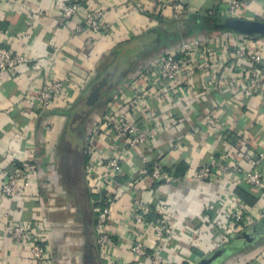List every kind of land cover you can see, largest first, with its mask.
<instances>
[{
	"label": "crops",
	"instance_id": "1",
	"mask_svg": "<svg viewBox=\"0 0 264 264\" xmlns=\"http://www.w3.org/2000/svg\"><path fill=\"white\" fill-rule=\"evenodd\" d=\"M6 1L0 0V44L27 54L32 61L0 72V191L4 180L15 174L24 161L32 164L24 169L18 196L0 201V264H35L27 253L28 245L15 244L5 229L11 223L33 227L37 222L41 223L39 233L48 252L44 264H102L92 200L113 190L110 187L98 193L94 191L86 174L89 161H84V148L90 127L94 122L99 123V116L115 103V96H133L132 79L150 90L151 99L145 101L141 112L134 109V116V103L123 108L121 114L143 130L154 131L156 136L151 146L135 150L122 162L117 182L124 191L112 203L114 215L110 222L113 253L133 262L131 242L135 239L151 243L152 229L148 225L136 227L132 217L140 199L167 203L171 224L175 230L180 229L176 231L177 240L162 244L164 253L168 251L176 256L180 264L197 261L199 255L195 251L209 253L213 243L202 215L215 203L226 183L199 181L195 174L198 169L231 154L232 161L228 162L232 167L248 171L253 166L264 175V81L257 93L245 101L233 99L226 89L210 94L208 66L216 62L213 69L221 79L226 37L243 35L224 25L233 19L264 22V0H238L239 17L224 14L233 0H174V5L182 2L178 16L171 6L173 3L166 5L167 0H80L84 10L106 9L103 32L86 38L68 35L62 19L66 0H14L12 4ZM213 17L220 19L219 28H204L202 19L210 23ZM245 36L248 40L264 42L257 35ZM197 38L209 40L205 45L211 53L207 64L188 71L169 93L153 87L152 81L149 82L152 87H147L140 73L142 64L160 52ZM128 41L142 47L139 52L146 49L144 59L109 89L92 110L93 116L84 125L85 132L76 136L75 125L70 121L73 108L86 99L104 59ZM258 69L264 72V59ZM68 72L73 75L75 86L67 89L62 105L38 111L34 97L43 80L49 76L63 77ZM113 89L118 93L112 96ZM206 115L212 117L213 125ZM105 130L103 126L99 147L102 158L114 155L104 137ZM233 135L240 139L236 147L227 139L232 136V140ZM78 149L82 152L84 185L76 170ZM156 162L177 183L155 185L145 173H150ZM96 165L103 175L104 167ZM217 178L223 179V175ZM85 188L93 211L91 220L85 212ZM241 191L242 198H238L253 212L264 202V188ZM255 197L260 199L256 201ZM69 221L72 225L66 226ZM189 229L201 235L198 246L191 242ZM258 242L264 243V239L253 244ZM245 257L238 264H245L248 260Z\"/></svg>",
	"mask_w": 264,
	"mask_h": 264
},
{
	"label": "built area",
	"instance_id": "2",
	"mask_svg": "<svg viewBox=\"0 0 264 264\" xmlns=\"http://www.w3.org/2000/svg\"><path fill=\"white\" fill-rule=\"evenodd\" d=\"M13 1L7 0L6 2L12 4ZM184 1L182 0V2ZM182 2L174 5V0H167L166 5L173 3L171 6L178 16ZM240 7L239 1L233 0L224 14L239 17L240 13H237V10ZM105 13L106 9L103 8L84 10L80 0H66L62 6V19L71 38H86L101 34L104 30ZM206 39L208 38L185 41L178 48L160 52L142 64L140 73H142V79L147 83V87H152L149 84L152 81L153 87H159L164 94L169 93L176 82L188 71L196 66L207 64L211 53L205 47L209 41ZM230 48L233 49L232 52H229ZM263 53L264 42L248 40L245 35L226 37V45L222 51L226 60L221 63L222 69H224L221 79L217 77L216 69H213L217 63L208 66L210 84L212 85L209 93L226 89L230 91L233 99L238 101L252 98L257 93L261 82L264 81V72L258 69L264 59ZM49 59L52 60L50 56ZM31 61L27 54L14 51L7 44H0V72L23 67ZM132 81L133 96L123 98L117 94L115 103L109 105L106 114L99 116V123L94 122V125L90 127V133L86 139V154L89 156V167L86 174L91 186L97 193L101 189L107 190L110 187L113 190L112 192L106 191V204L95 209L97 214L95 225L97 245L102 264H180L176 256L171 255L168 251L164 253L165 249L163 250L162 244L166 245L177 240L176 231L180 230L178 228L175 230L171 224L170 207L163 201L155 202L154 200L144 201L140 199L133 208L132 217L135 226L148 225L153 233V239L149 245L135 239L131 242L130 252L134 256L133 262H127L113 253L114 235L111 232L110 222L114 215L112 203L124 191L117 182L121 173L122 162L126 156L135 150L151 146L156 136L154 131L143 130L138 123L131 122L125 115L121 114L123 108L134 103V116L136 114L134 109L141 112L140 110L145 107V101L151 99L149 89H144L143 84L137 83L134 79ZM73 86H75V79L70 72L65 73L63 77H46L34 97L36 109L44 111L62 105L67 89ZM205 118L210 124H214L212 117L206 115ZM103 126L106 128L104 137L114 152V155L108 158H102L104 155H101L99 149L101 134L104 133ZM225 157L227 158L198 169L195 174V179L199 181H223L226 183L223 192L218 195L215 203L210 204L207 211L202 215V219L208 227L210 242L213 243L209 253L214 252L243 231L264 220V202H260L255 207L256 211L253 212L252 208L248 207L236 195V189L240 182L251 188H264V175L253 166L248 171H240L239 167H232L231 163L228 162L229 160L232 161L231 154H227ZM28 164H32V162L24 161L23 169H18L15 174L4 180L0 191V201L13 200L18 196L23 172ZM96 164L104 167L105 173L103 175L98 172L99 167ZM145 175L151 177L155 185L177 183V180L168 175L163 170L162 165L157 162L153 165L152 171L145 173ZM219 175H223V179L217 178ZM230 179H233L234 182H230ZM150 208H154L158 215L156 221H147ZM72 223L69 221L66 226H71ZM40 228L41 223L37 222L33 227L11 223L5 229V233L15 244L28 245L27 253L35 264H44L48 258L43 236L41 232L39 233ZM188 231L189 235H187L191 242L198 246L201 243V235L192 229ZM260 253L255 264H264V249Z\"/></svg>",
	"mask_w": 264,
	"mask_h": 264
},
{
	"label": "trees",
	"instance_id": "3",
	"mask_svg": "<svg viewBox=\"0 0 264 264\" xmlns=\"http://www.w3.org/2000/svg\"><path fill=\"white\" fill-rule=\"evenodd\" d=\"M202 23L204 28H219L218 25L220 24V19L218 17H213L212 21L210 23H207L204 18L202 19ZM228 19H225V22ZM201 23V24H202ZM199 27V25H198ZM224 30H227L225 28H223ZM259 38L264 39V36L261 35H257ZM133 41V39L131 40ZM128 41L127 43L124 42L123 44L121 43L117 49H115L108 57H106L104 59V61L101 63L99 69H98V74H97V79L94 81L93 85L97 84L99 81H101L105 76H107L108 74H112L113 78L112 81L110 82V85L105 89L104 95H106V93L109 91V89L111 87H113L114 85L118 84L125 76L126 72H128L129 70L134 69L135 67H137L140 62L142 61V59H144V54L146 51V49L144 51H138L140 50V48L142 49V47L136 45L135 43L131 44ZM126 43V44H125ZM125 44V45H124ZM138 46V47H137ZM139 52V53H138ZM117 90L113 89L110 93V95H115L117 94ZM118 96V95H117ZM84 101L83 99H81L79 102ZM78 102V103H79ZM77 103V104H78ZM77 104L75 105V107H77ZM92 109V108H91ZM71 113V112H70ZM232 136H228V141L236 147V145H238V141L240 140L237 136L233 135V139L231 140ZM89 156H86V152L84 155V161L85 163L89 161ZM257 162V161H255ZM20 169H23V165H20ZM19 169V168H18ZM172 176V175H171ZM173 177V176H172ZM175 179V177H173ZM245 189H253L247 185H245L244 183L241 185L237 186L236 189V195L240 198H242L241 190H245ZM106 193L102 194V195H97L94 197V199L92 200L93 202V209L97 208V207H103L106 204L107 198H106ZM256 201L259 200L260 198L255 197ZM245 200V199H244ZM211 216H213L211 214ZM158 219V215L155 213L154 208H150L149 213L147 214V221L148 222H153L156 221ZM97 222V214H96V219H95V225ZM195 254H198L200 256H203L204 253H201L199 251H195Z\"/></svg>",
	"mask_w": 264,
	"mask_h": 264
},
{
	"label": "water",
	"instance_id": "4",
	"mask_svg": "<svg viewBox=\"0 0 264 264\" xmlns=\"http://www.w3.org/2000/svg\"><path fill=\"white\" fill-rule=\"evenodd\" d=\"M224 26L243 35L264 36V22L262 21L233 19L228 21ZM112 78L113 75L108 74L101 81L91 87L84 100L87 107L96 108L99 105L104 96L105 89L110 85ZM257 235H261V233L258 232V225H254L250 229L240 233L224 246L204 257L198 264H222L225 260L241 251L245 246L253 244Z\"/></svg>",
	"mask_w": 264,
	"mask_h": 264
},
{
	"label": "rangeland",
	"instance_id": "5",
	"mask_svg": "<svg viewBox=\"0 0 264 264\" xmlns=\"http://www.w3.org/2000/svg\"><path fill=\"white\" fill-rule=\"evenodd\" d=\"M97 108V107H96ZM95 108H90L86 106V103L85 101H81L77 104V107H74L72 112H73V116L72 118H76V121L78 120V117L79 115L81 114H88L86 116V118L90 117V115H92V110H94ZM93 116V115H92ZM95 117V116H94ZM72 118L70 117V121H72ZM87 118V119H88ZM87 119L85 120L84 123H87ZM72 123V122H71ZM73 124V123H72ZM90 131V130H89ZM88 131V132H89ZM85 132V130H84ZM84 150L86 151V148H84ZM75 163H76V170H77V175L79 177V179L81 180L82 184L84 185L85 183V176L83 174V160H82V156H81V153L79 151V149L77 150V157L75 159ZM85 193H84V196H85V204L87 206H85V212H86V216L91 220L92 217H93V211H92V207H90L89 205V198L86 196L87 195V190L85 188ZM251 228V227H250ZM248 228V229H250ZM247 246H245L241 251H239L237 254H234L232 257H230L229 259L225 260L222 264H238V260L239 259H243V257H245V259H248L246 260L247 262L245 264H250V263H254V261H256L258 259V257L260 256V251L263 250V247H264V243L262 242H258L256 244H253L251 246H248L249 248H246ZM212 253V252H211ZM211 253H204L203 256H200L199 255V259L196 261H192V264H198L200 260H202L204 257H206L207 255L211 254ZM244 260V259H243Z\"/></svg>",
	"mask_w": 264,
	"mask_h": 264
},
{
	"label": "flooded vegetation",
	"instance_id": "6",
	"mask_svg": "<svg viewBox=\"0 0 264 264\" xmlns=\"http://www.w3.org/2000/svg\"><path fill=\"white\" fill-rule=\"evenodd\" d=\"M90 109V108H89ZM88 114L86 113V114H81V115H79V117H78V120L76 121V118H72V123H73V125H75V129H74V131L77 133V135L76 136H82V135H79L83 130H85V120L88 118H86V116H87ZM81 153V156H82V152H80ZM84 154V153H83ZM258 225V232L259 233H261V235H257L256 236V240H255V242H257V241H261L262 239H264V220L263 221H261V224H257ZM254 242V243H255Z\"/></svg>",
	"mask_w": 264,
	"mask_h": 264
}]
</instances>
